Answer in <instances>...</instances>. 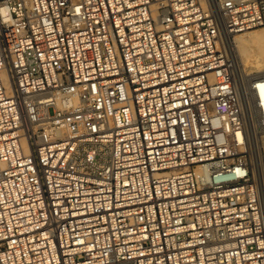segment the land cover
Masks as SVG:
<instances>
[{
  "label": "built area",
  "instance_id": "built-area-1",
  "mask_svg": "<svg viewBox=\"0 0 264 264\" xmlns=\"http://www.w3.org/2000/svg\"><path fill=\"white\" fill-rule=\"evenodd\" d=\"M264 0H0V264H264ZM263 158V156H262Z\"/></svg>",
  "mask_w": 264,
  "mask_h": 264
},
{
  "label": "bare ground",
  "instance_id": "bare-ground-1",
  "mask_svg": "<svg viewBox=\"0 0 264 264\" xmlns=\"http://www.w3.org/2000/svg\"><path fill=\"white\" fill-rule=\"evenodd\" d=\"M263 35L264 25L236 33L231 39L230 47L233 55L240 59L248 72L264 71V56L261 47V36ZM260 141L264 146V132L260 136ZM256 157L259 163L264 165V160L259 152Z\"/></svg>",
  "mask_w": 264,
  "mask_h": 264
},
{
  "label": "rangeland",
  "instance_id": "rangeland-1",
  "mask_svg": "<svg viewBox=\"0 0 264 264\" xmlns=\"http://www.w3.org/2000/svg\"><path fill=\"white\" fill-rule=\"evenodd\" d=\"M261 42H262L261 47H262V50H263V56H264V35L261 36ZM239 61H240V60H239ZM240 63H241V65H243L242 62H240ZM260 145H261V154H262V156H263V160H264V146L262 145V142H260Z\"/></svg>",
  "mask_w": 264,
  "mask_h": 264
}]
</instances>
